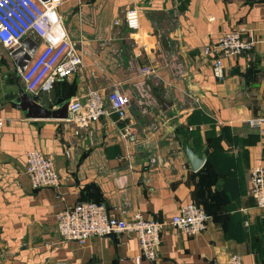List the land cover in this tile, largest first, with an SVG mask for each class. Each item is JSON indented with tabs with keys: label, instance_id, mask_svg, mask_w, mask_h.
<instances>
[{
	"label": "crops",
	"instance_id": "1",
	"mask_svg": "<svg viewBox=\"0 0 264 264\" xmlns=\"http://www.w3.org/2000/svg\"><path fill=\"white\" fill-rule=\"evenodd\" d=\"M131 7L136 31L123 23ZM57 12L81 66L49 92L30 95L20 78L39 38L28 33L12 49L0 43V264H225L231 254L264 264V210L248 185L249 169L264 162V133L247 123L264 117V0H63ZM239 26L253 40L250 56L224 58L217 80L200 49ZM144 64L154 71L141 74ZM20 88L47 108L115 89L126 114L73 135L66 106L62 118L26 117L15 103ZM183 142L203 150L195 170ZM33 148L52 159L56 186L31 187L24 163ZM81 199H98L116 218L137 212L160 221L192 201L208 219L194 235L163 226L156 259L135 263L132 233L59 239L55 213Z\"/></svg>",
	"mask_w": 264,
	"mask_h": 264
},
{
	"label": "built area",
	"instance_id": "2",
	"mask_svg": "<svg viewBox=\"0 0 264 264\" xmlns=\"http://www.w3.org/2000/svg\"><path fill=\"white\" fill-rule=\"evenodd\" d=\"M62 1L0 0V43L12 49L28 33L34 34L42 42L41 48L20 72L24 91L30 95L49 92L55 81L67 78L81 66L80 55L73 41L67 36L61 16L57 12ZM123 23L132 31L138 29L139 12L136 8L131 7L124 12ZM244 32L246 30L243 26L231 28L219 33L201 47L200 54L210 61L211 74L217 80L224 77V58L250 56L253 40ZM153 71L149 64H144L139 69L143 75ZM66 108L65 122L71 126L73 135H79L89 123L102 116L113 113L123 119L126 114V101L115 89L105 95L96 90H88L81 97L67 99ZM247 123L264 133L261 128L264 117L250 118ZM24 173L32 188L58 184L52 159L35 148L29 149L25 154ZM248 185L253 206L264 210V162L249 169ZM207 219L203 208L192 201L181 204L178 212L167 221H160L144 218L137 212H132L125 218H116L108 214L102 202L82 199L70 207L58 210L54 215V224L61 241H75L79 244L91 235L132 233L138 241L139 254L134 257L137 263L140 258L150 261L156 259L163 226L170 225L183 234L194 235L206 228ZM205 264L217 263L208 261ZM225 264L242 262L238 255L231 254Z\"/></svg>",
	"mask_w": 264,
	"mask_h": 264
},
{
	"label": "water",
	"instance_id": "3",
	"mask_svg": "<svg viewBox=\"0 0 264 264\" xmlns=\"http://www.w3.org/2000/svg\"><path fill=\"white\" fill-rule=\"evenodd\" d=\"M28 54H25V59L27 60ZM247 82L250 80V69L246 71L245 74ZM16 106L21 108L24 111L26 117L29 118H62L66 113L61 115V112H64L66 102H63L62 99H56L53 107L47 108L43 104L39 103L38 100L34 97H30L26 94L21 88L18 89V96L15 99ZM182 151L184 152L187 163L192 170L197 169L204 160L203 150L196 153L191 149L186 142L182 144ZM93 201H98V199H93ZM264 219V215L262 217Z\"/></svg>",
	"mask_w": 264,
	"mask_h": 264
},
{
	"label": "trees",
	"instance_id": "4",
	"mask_svg": "<svg viewBox=\"0 0 264 264\" xmlns=\"http://www.w3.org/2000/svg\"><path fill=\"white\" fill-rule=\"evenodd\" d=\"M55 82H56V81H55ZM55 82H54V83H55ZM81 200H82V199H81Z\"/></svg>",
	"mask_w": 264,
	"mask_h": 264
}]
</instances>
